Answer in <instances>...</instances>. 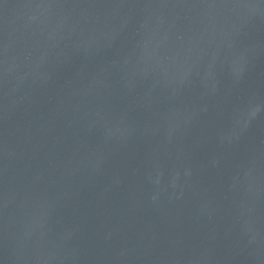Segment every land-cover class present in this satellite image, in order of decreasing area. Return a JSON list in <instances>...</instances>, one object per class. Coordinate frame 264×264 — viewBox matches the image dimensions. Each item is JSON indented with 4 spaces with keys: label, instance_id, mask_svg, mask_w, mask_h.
Returning <instances> with one entry per match:
<instances>
[{
    "label": "water",
    "instance_id": "95a60500",
    "mask_svg": "<svg viewBox=\"0 0 264 264\" xmlns=\"http://www.w3.org/2000/svg\"><path fill=\"white\" fill-rule=\"evenodd\" d=\"M0 264H264V0H0Z\"/></svg>",
    "mask_w": 264,
    "mask_h": 264
}]
</instances>
